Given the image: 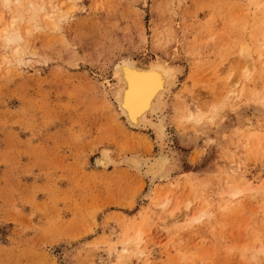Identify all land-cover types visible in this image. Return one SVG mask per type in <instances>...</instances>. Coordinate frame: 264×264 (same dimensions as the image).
I'll list each match as a JSON object with an SVG mask.
<instances>
[{
	"label": "rangeland",
	"instance_id": "1",
	"mask_svg": "<svg viewBox=\"0 0 264 264\" xmlns=\"http://www.w3.org/2000/svg\"><path fill=\"white\" fill-rule=\"evenodd\" d=\"M12 1L0 31L25 10ZM34 1L45 11L14 21L21 40L0 35V264H264V0ZM126 59L179 70L161 143L118 115L113 70ZM106 148L115 165L103 169ZM159 154L168 173L152 188L124 162ZM177 199L188 221L208 215L170 224L158 205Z\"/></svg>",
	"mask_w": 264,
	"mask_h": 264
},
{
	"label": "bare ground",
	"instance_id": "2",
	"mask_svg": "<svg viewBox=\"0 0 264 264\" xmlns=\"http://www.w3.org/2000/svg\"><path fill=\"white\" fill-rule=\"evenodd\" d=\"M24 1L26 2V6L24 5L25 2H24V4L22 3V0H15L14 6H18V8L20 10H23V9H25V10H24V12H21V11L17 12L18 10H16L17 17L13 18V9H11L12 10V18L10 20V23L6 28H4L0 31V35L2 36V38L4 39V41L7 44L10 42H13V41L21 40L20 36H18L19 34L18 35L13 34L12 27H13L14 21L24 20V19H28L29 21H32L34 18L33 16L35 15L36 12L45 11L44 6L41 4H37L34 0H24ZM0 3L2 5H4L5 7H8V6H11V4H13V1L12 0H0ZM18 8H16V9H18ZM45 14H47V13H45ZM25 16H27V17H25ZM49 18H51V16ZM261 38H263V41H264V36L261 35ZM255 42L257 43V41H255ZM263 44H262V46H264ZM240 46H242V45L240 44ZM242 47H243L242 49L239 48V49H241V50H239V52H240L239 57L240 58H238V56H237L235 59H237V60L241 59L242 62H244L246 64V61L249 60V59H247L248 58V56H247L248 52H246L244 45ZM243 58L247 59V60H244ZM237 60H234V62H236ZM239 63L241 64L240 60L237 62V66ZM240 66L241 65H239V67ZM235 70H236V68H235ZM238 70H239V68H238ZM240 70H241V68H240ZM113 71H114V76H115L116 83H117V87H116L115 92L113 94V98H114L113 100H114L116 106L118 107L117 108L118 109V115H120L121 117H123L125 119V123L129 129L135 130V131H151V132L155 133L156 138L158 140V143H161L166 136V129H165V125L163 123L162 112H163V109L165 106V100H166L167 95L171 92L173 86L176 85L175 82H176L179 70L177 68L172 67L171 65H168L164 60H156V61H153V62H150L147 64H143V63H140L138 61L126 59V60H121L119 63H117L115 65ZM237 73H239V72H237ZM234 74H236V73H234ZM226 79H228V78H226ZM230 80L231 79H229V81ZM236 80L237 79L235 78L234 82ZM229 81L227 84H230ZM234 82H231L232 85H237L238 82L235 84H234ZM222 85H224V84L222 83ZM219 86L221 88V85H219ZM229 86H227V87H229ZM225 87L223 90H226ZM220 88H219V90H220ZM230 88H233V86ZM230 88L229 89L227 88L228 94L233 93ZM234 88H235V86H234ZM221 92L218 91L219 94ZM222 93H224V91ZM214 94H216V93H214ZM221 97H223V94L221 95ZM238 97H239V95H238ZM224 98L226 101L227 97H223V99ZM194 100H195V98H194ZM217 100H218V98L216 99V101ZM216 101L213 100V103ZM217 103H219V101ZM216 105L218 106V104H216ZM218 107H216V108H218ZM212 108L211 109L213 111L215 109V107H212ZM207 110H209V106H208ZM215 111H216V109H215ZM199 112L200 111L197 108H194L192 111L189 110L187 113V116H186L187 117L186 120L188 121V122L185 121L186 124L188 125L189 123H191V124H189V126H191L193 122H199L200 121L199 119H201V115L199 114ZM210 121H211V119H210ZM193 126H196V125H194V123H193ZM95 159H96L95 160L96 166L101 167L103 169H105V168L108 169V167L115 165V162L111 157V150L107 149V148L103 149V150L101 149L99 156ZM124 162L127 165H129L131 168L136 170L141 176H143L145 178H149V182H150L149 186L151 188L155 185V183L160 178L165 177L168 173V159L164 155H161V154H159L156 158L152 159L150 162H143L141 159H139L138 157H136L134 155L126 157L124 159ZM241 193L242 192L240 191V189L229 191V193H228L229 199L227 201H229L230 203L236 202L238 199V196ZM168 196H170V195H168ZM164 199H165V197H164ZM181 201L179 202L177 199V203L175 204L174 210H172L171 212H168V213L166 210L169 206V200H166V202L162 203L161 205H158L159 209H160L161 217L163 219H171L170 224L176 225V226H178L180 222L184 223V224H187V223L192 224L193 222H199V220H201L202 218L205 217L206 210L205 211H203V210L206 208H204V209L201 208L203 210L194 213L192 218L188 221L186 216L183 215L184 212L182 209H184L187 212V210L189 209V204L188 203L187 204L181 203ZM202 205H204V204H202ZM180 210L182 213L180 215L176 216L177 212ZM140 235L142 236V233L137 232L133 237L131 236V237H128L127 239H124L121 243V250L120 251L122 253H130V251L133 248L138 247L140 242H141V239H140L141 236ZM256 242H257V240H256ZM252 244H253V242H252ZM258 251H261V249ZM253 252H254V250L252 251V253H250L251 254L250 257L252 258V260H253V258H255L254 254H256V249H255L254 254H253ZM118 253H120V252H118Z\"/></svg>",
	"mask_w": 264,
	"mask_h": 264
}]
</instances>
